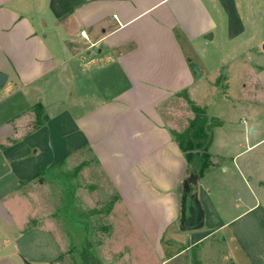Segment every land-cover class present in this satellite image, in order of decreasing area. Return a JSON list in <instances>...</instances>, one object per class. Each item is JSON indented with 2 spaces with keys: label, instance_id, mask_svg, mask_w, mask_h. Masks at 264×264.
Returning <instances> with one entry per match:
<instances>
[{
  "label": "crops",
  "instance_id": "0c3cea01",
  "mask_svg": "<svg viewBox=\"0 0 264 264\" xmlns=\"http://www.w3.org/2000/svg\"><path fill=\"white\" fill-rule=\"evenodd\" d=\"M39 1L0 0V70L8 74L0 87V264H53L62 255L52 226L45 228L56 249L43 263L30 255L29 234L43 226L31 224L36 210L20 208L31 196L23 189L42 184L37 179L40 169L85 149L119 195L147 247L158 253L156 264L171 263L194 247L206 248L226 224L263 207L264 173L256 174V168L253 180L235 158L250 148L264 152V121L254 113L255 125L249 129L258 136L226 164L215 159L225 156L214 151L215 132L224 127L219 119L210 146L213 164L198 180L206 225L165 239L171 226L179 227L181 184L187 175V160L174 138L166 106L183 90L195 101L190 89L198 76L191 65L198 45L218 38L227 51L235 45L251 49L250 26L264 22V0ZM262 58L256 80L264 91V51ZM37 104L48 120L33 128V117L24 127ZM261 106L264 112V101ZM235 174L253 201L237 193L233 210L229 195L236 188L229 180ZM263 216L258 217L260 226ZM228 259L231 256L220 257L219 264ZM108 260L137 264L123 256Z\"/></svg>",
  "mask_w": 264,
  "mask_h": 264
},
{
  "label": "rangeland",
  "instance_id": "374dc122",
  "mask_svg": "<svg viewBox=\"0 0 264 264\" xmlns=\"http://www.w3.org/2000/svg\"><path fill=\"white\" fill-rule=\"evenodd\" d=\"M39 2L43 3V0ZM250 29L253 30L252 35L248 36L254 41L251 49L235 45L227 51L216 38L213 42L207 41V45H198L194 52L195 63L204 73L190 89L191 97L196 104L208 107L209 116L224 122L220 132H215L214 151L225 155L216 156L215 159L218 162L226 160V164H231L232 157L247 147L246 143L252 144L258 136L257 132L253 134L249 129V126L254 124V113L257 114L259 122L264 121L261 108L264 91L256 80V69L263 64L264 41L261 43L260 40L264 35V22L251 25ZM257 29L258 35L255 31ZM234 43L239 44V40ZM255 45L258 46V53ZM243 55L252 60L253 64ZM177 96L176 101L166 106L167 119L175 125L173 131L183 132L194 118L195 112L187 90L181 91ZM32 113V116L26 119L24 127L33 122V117L34 121L36 120L35 113ZM245 118L247 120H244ZM216 128L219 129L215 126L213 131L217 130ZM235 163L246 168V172L254 180L256 168V174L264 173L261 168V165H264V152L254 148L247 149L235 158ZM216 175L215 171L211 172L210 179H213L214 183ZM222 175L223 178L228 177L225 173ZM231 179L229 181L234 183L236 191L233 189V194L229 195V204L235 210L234 204L237 200L234 197H238L237 193L245 196L247 202L253 201V198L237 174ZM226 181L223 180V184H226ZM41 182L42 184L35 182L23 189L31 193V196L28 201L22 200L20 205L23 210H36L33 214L37 215L31 218V224H36L37 221L43 226L32 230L29 234L31 237H25V240L30 237V242H27L31 246L30 255L35 260L43 263L50 250L53 252L56 249V243L51 244L49 233L46 231L48 226H52L64 250L53 264H85L80 251L81 240L85 234L84 223H88V235L93 242L92 250L103 264H110V257L115 259L122 256L133 259L137 264H141L142 259L148 260L144 264L157 263L155 257L159 258L158 253L154 254L148 248L143 234L119 200V195L87 149L66 160L64 164L54 167ZM70 190L74 194L72 204H69ZM114 207V214L111 215ZM262 208L264 209V201ZM262 208L246 212L226 224L222 232L210 238L211 244H207L206 248H191L168 264H219L220 257L225 258L226 255L232 258V263L228 259L227 264H264V226H260L258 219L264 213ZM67 209L69 217L65 215ZM112 226L114 231L111 230ZM173 233L179 238L183 232L173 225L167 231L165 239L173 238Z\"/></svg>",
  "mask_w": 264,
  "mask_h": 264
},
{
  "label": "trees",
  "instance_id": "16d2710c",
  "mask_svg": "<svg viewBox=\"0 0 264 264\" xmlns=\"http://www.w3.org/2000/svg\"><path fill=\"white\" fill-rule=\"evenodd\" d=\"M193 111L195 112L194 118L190 121L189 126L183 132L173 131L174 138L181 146L185 158L187 160V175L192 173L201 174L207 167L213 164L212 153L210 146L213 138V128L220 125L219 119L211 117L208 114V108L196 104L190 99ZM36 120L34 121L33 128L44 124L48 117L43 115L44 109L41 104H37L34 107ZM3 146V145H2ZM65 158L59 159L48 168L40 169L37 179L43 180L45 176H48L50 170L54 167L64 164ZM63 183H65L63 181ZM182 188V184H181ZM69 204H72L74 199L73 191L70 190L68 193ZM69 209V208H68ZM68 209L65 213L66 217H69ZM85 234L81 240V256L85 264H103L100 258L94 254L92 247L93 242L89 238V224L84 223Z\"/></svg>",
  "mask_w": 264,
  "mask_h": 264
},
{
  "label": "water",
  "instance_id": "95a60500",
  "mask_svg": "<svg viewBox=\"0 0 264 264\" xmlns=\"http://www.w3.org/2000/svg\"><path fill=\"white\" fill-rule=\"evenodd\" d=\"M211 34L208 36L210 37ZM264 48V45H263ZM196 76H200L202 71L196 63L191 65ZM8 80V74L0 70V87L4 86ZM253 131V129H251ZM199 174L192 173L185 175L182 180L181 208L179 217V228L182 231L200 229L206 225V211L199 194Z\"/></svg>",
  "mask_w": 264,
  "mask_h": 264
},
{
  "label": "built area",
  "instance_id": "2783aa9c",
  "mask_svg": "<svg viewBox=\"0 0 264 264\" xmlns=\"http://www.w3.org/2000/svg\"><path fill=\"white\" fill-rule=\"evenodd\" d=\"M81 34H82L83 37L87 38L85 30H82Z\"/></svg>",
  "mask_w": 264,
  "mask_h": 264
}]
</instances>
